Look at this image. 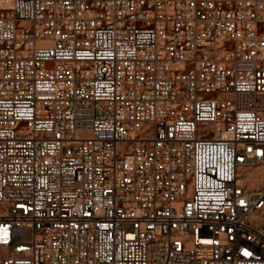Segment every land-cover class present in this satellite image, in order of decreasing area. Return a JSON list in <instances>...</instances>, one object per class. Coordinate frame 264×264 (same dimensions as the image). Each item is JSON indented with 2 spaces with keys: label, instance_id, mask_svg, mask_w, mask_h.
<instances>
[{
  "label": "built area",
  "instance_id": "built-area-1",
  "mask_svg": "<svg viewBox=\"0 0 264 264\" xmlns=\"http://www.w3.org/2000/svg\"><path fill=\"white\" fill-rule=\"evenodd\" d=\"M0 264H264V0H0Z\"/></svg>",
  "mask_w": 264,
  "mask_h": 264
},
{
  "label": "rangeland",
  "instance_id": "rangeland-1",
  "mask_svg": "<svg viewBox=\"0 0 264 264\" xmlns=\"http://www.w3.org/2000/svg\"><path fill=\"white\" fill-rule=\"evenodd\" d=\"M263 182V174L262 173H250V177L247 180L248 186L252 187L253 189L259 188Z\"/></svg>",
  "mask_w": 264,
  "mask_h": 264
},
{
  "label": "bare ground",
  "instance_id": "bare-ground-1",
  "mask_svg": "<svg viewBox=\"0 0 264 264\" xmlns=\"http://www.w3.org/2000/svg\"><path fill=\"white\" fill-rule=\"evenodd\" d=\"M243 181V180H242Z\"/></svg>",
  "mask_w": 264,
  "mask_h": 264
}]
</instances>
